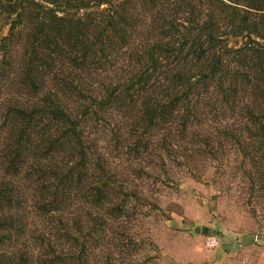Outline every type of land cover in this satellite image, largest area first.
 Here are the masks:
<instances>
[{
  "label": "trees",
  "instance_id": "obj_1",
  "mask_svg": "<svg viewBox=\"0 0 264 264\" xmlns=\"http://www.w3.org/2000/svg\"><path fill=\"white\" fill-rule=\"evenodd\" d=\"M140 3L161 7L154 23L163 31L152 33L157 39L135 43L131 21ZM260 17L264 20V0H0V21L9 26L0 40V70L9 59L18 63L9 78L13 81L0 85L16 88L5 99L0 159L7 176L0 182V239H32L16 249L13 264H90L85 252L105 233L107 202L114 209L124 187L112 180L105 156L94 151L86 130L115 110L138 143L149 144L152 131H167L172 136H153L157 149L171 153L173 130L179 137L189 131L197 135L205 123L203 91L214 87L231 101L247 81L244 88L252 87L254 96L244 104L245 124L258 126L256 136L264 143ZM222 18L247 39L244 47L223 44ZM128 42L137 57L130 77L96 88L93 70L107 65L112 46ZM134 106H139L136 112ZM245 142L239 136L241 147ZM252 159L264 165V158L261 163ZM10 178H24L33 188L37 220L31 229L15 211L20 198ZM124 209L119 203L114 210Z\"/></svg>",
  "mask_w": 264,
  "mask_h": 264
},
{
  "label": "rangeland",
  "instance_id": "obj_2",
  "mask_svg": "<svg viewBox=\"0 0 264 264\" xmlns=\"http://www.w3.org/2000/svg\"><path fill=\"white\" fill-rule=\"evenodd\" d=\"M138 6L131 21L135 43L157 39L152 33L163 31L160 23L156 27L154 23V18L162 14L161 7ZM258 20L264 25L261 17ZM220 24L221 40L229 49L246 45L243 35L227 27L228 19L222 18ZM8 33L9 26L0 21V40ZM129 45L112 46L107 65L96 66L95 76L90 79L96 88L130 77L137 57L130 54ZM10 60L0 70V85L13 81L9 78L18 63L13 65ZM227 61L237 67L232 56ZM244 86H248L247 81ZM244 86L239 88L238 98L231 101L214 87L203 91L205 123L197 135L189 131L179 137L173 130L171 153L155 147L158 143L153 135L167 131H152L149 144L138 143V136L118 110L98 126L88 125L86 134L91 137L94 151L105 156L112 180L124 187L115 197V206L121 203L125 209L115 211L116 207L107 202L105 233L101 232L92 250L85 252V260L89 259L90 264H264V165L252 159L259 158L261 163L264 143L256 136L258 129L254 128L258 126L249 128L245 124L248 109L244 104L254 95L252 87ZM15 90L13 85L0 87V147L6 128L5 99ZM138 109L134 106L133 112ZM239 136L246 139L243 147ZM5 170L0 159V182L7 176ZM9 180L20 198L15 211L23 215L31 229L37 220L30 200L33 188H27L24 178ZM100 228H96V235ZM31 240L15 236L4 242L0 239V256L7 254L3 264H13L11 257L16 249L29 246ZM108 245L111 248H106ZM69 248L64 245V251Z\"/></svg>",
  "mask_w": 264,
  "mask_h": 264
},
{
  "label": "built area",
  "instance_id": "obj_3",
  "mask_svg": "<svg viewBox=\"0 0 264 264\" xmlns=\"http://www.w3.org/2000/svg\"><path fill=\"white\" fill-rule=\"evenodd\" d=\"M215 242V240L213 239V243Z\"/></svg>",
  "mask_w": 264,
  "mask_h": 264
}]
</instances>
